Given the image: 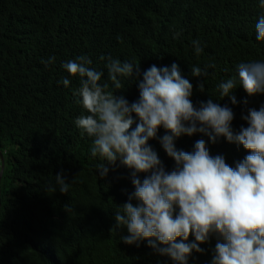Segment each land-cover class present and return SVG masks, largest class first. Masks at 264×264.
Returning a JSON list of instances; mask_svg holds the SVG:
<instances>
[{
  "label": "trees",
  "instance_id": "obj_1",
  "mask_svg": "<svg viewBox=\"0 0 264 264\" xmlns=\"http://www.w3.org/2000/svg\"><path fill=\"white\" fill-rule=\"evenodd\" d=\"M261 15L260 0H0V264H176L146 240L123 242L129 233L115 227L114 215L135 191L132 170L117 160L100 178L98 165L106 162L91 155L94 138L75 125L88 115L73 95L80 78L62 65L87 56L89 67L103 73L100 83L131 104L145 70L176 63L193 86L194 107L209 100L228 106L238 133L248 126L242 117L249 109L264 106V93L248 96L237 79L233 104L221 97L219 84L236 77L240 63L264 61L255 30ZM102 56L139 65V74L119 77L123 87L117 89ZM194 66L207 74L194 77ZM133 120L129 131L139 123L135 114ZM165 134L161 127L148 143L171 171L175 162L160 142ZM201 139L229 166L248 155L242 145L224 137L212 143L201 133L174 138V145L192 152ZM60 172L71 184L67 194L55 185ZM50 186L56 192L47 191ZM216 243L210 237L188 264H211Z\"/></svg>",
  "mask_w": 264,
  "mask_h": 264
},
{
  "label": "clouds",
  "instance_id": "obj_2",
  "mask_svg": "<svg viewBox=\"0 0 264 264\" xmlns=\"http://www.w3.org/2000/svg\"><path fill=\"white\" fill-rule=\"evenodd\" d=\"M260 7L264 8V0ZM255 30L257 41L264 42V15ZM193 45L199 55L200 42L193 41ZM105 59L109 79L117 89L123 87L119 77L133 79L134 72L139 74V65L101 57ZM52 62L54 57L46 63ZM90 64L82 55L62 67L71 77L80 78L73 95L82 98L80 103L88 115L78 117L75 125L94 138L91 155L106 162L98 165L100 178L108 175L117 160L132 170L135 191L114 215L115 227L129 233L122 237L123 242L132 245L146 240L149 247L176 264H188L192 252L203 253L200 245L216 236L211 264H264V106L249 109L242 117L248 126L234 133V113L228 106L209 100L194 107L190 99L193 86L176 63L145 70L142 80L136 81L139 99L131 104L108 91L109 85L100 83L103 73ZM191 71L194 77L207 74L198 66ZM237 79L248 96L264 93V61L240 63L237 76L219 84L221 97H231L233 104L236 99L231 93L237 88ZM62 83L68 87L70 81L64 78ZM199 87L204 90L203 84ZM133 114L139 123L129 131ZM161 127L170 133L160 142L175 162L171 171L148 143L157 138ZM196 133L208 136L212 143L224 137L242 145L248 155L232 167L223 156H212L203 139L195 142L192 152L175 148L174 138ZM140 174H144L143 180ZM55 185L62 194L71 186L63 172L55 175ZM47 191L56 192V187ZM190 236L194 242H188Z\"/></svg>",
  "mask_w": 264,
  "mask_h": 264
},
{
  "label": "water",
  "instance_id": "obj_3",
  "mask_svg": "<svg viewBox=\"0 0 264 264\" xmlns=\"http://www.w3.org/2000/svg\"><path fill=\"white\" fill-rule=\"evenodd\" d=\"M0 157H1L2 165H3V157H2L1 151H0ZM2 173H3V167L0 169V180H1ZM0 196H1V189H0ZM0 206H1V197H0Z\"/></svg>",
  "mask_w": 264,
  "mask_h": 264
}]
</instances>
